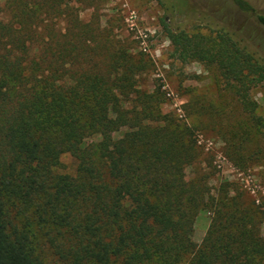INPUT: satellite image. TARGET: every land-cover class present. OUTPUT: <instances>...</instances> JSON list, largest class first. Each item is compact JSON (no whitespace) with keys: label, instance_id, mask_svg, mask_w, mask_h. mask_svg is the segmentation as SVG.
Wrapping results in <instances>:
<instances>
[{"label":"trees","instance_id":"1","mask_svg":"<svg viewBox=\"0 0 264 264\" xmlns=\"http://www.w3.org/2000/svg\"><path fill=\"white\" fill-rule=\"evenodd\" d=\"M61 1L0 0V264H264L253 209L211 196L204 172L186 176L200 156L191 129L161 112L159 88L135 87L125 54L93 62L76 25L54 28ZM161 26L252 114L249 90L264 80L253 52L222 29ZM253 119L264 137V117Z\"/></svg>","mask_w":264,"mask_h":264},{"label":"rangeland","instance_id":"2","mask_svg":"<svg viewBox=\"0 0 264 264\" xmlns=\"http://www.w3.org/2000/svg\"><path fill=\"white\" fill-rule=\"evenodd\" d=\"M243 1L249 9L240 8L237 0H62V14L52 23L67 35L76 25L82 46L92 48L93 62H106L110 51L123 53L137 68L136 88H159L161 112L187 125L200 150L186 176L204 172L211 196L223 189L242 207H251L264 237V137L253 119L264 117V80L249 90L256 103L250 114L214 64L184 58L161 26L164 17L169 27L187 34L225 30L264 64V27L255 16L264 15V0ZM210 218V211L197 213L192 241H201Z\"/></svg>","mask_w":264,"mask_h":264},{"label":"flooded vegetation","instance_id":"3","mask_svg":"<svg viewBox=\"0 0 264 264\" xmlns=\"http://www.w3.org/2000/svg\"><path fill=\"white\" fill-rule=\"evenodd\" d=\"M243 1V0H242ZM245 2V1H244ZM248 5V4H247ZM248 9H249V7H248ZM256 14H260V13H256ZM263 15V14H262ZM258 22V21H257ZM259 23V22H258ZM261 26H263L261 23H259ZM264 27V26H263Z\"/></svg>","mask_w":264,"mask_h":264}]
</instances>
